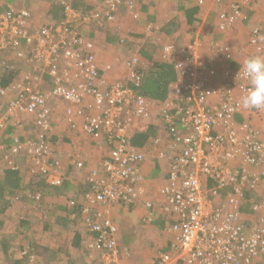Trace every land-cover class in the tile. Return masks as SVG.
<instances>
[{
  "label": "built area",
  "instance_id": "obj_1",
  "mask_svg": "<svg viewBox=\"0 0 264 264\" xmlns=\"http://www.w3.org/2000/svg\"><path fill=\"white\" fill-rule=\"evenodd\" d=\"M58 1L64 18L51 26L32 29L26 9L0 12L2 64L14 71L21 64L28 69L8 113L19 125L32 120L38 132L36 141L14 136L10 149L0 137V156L11 159L9 169L18 171L17 158L26 157L32 176L45 178L50 186L62 184L63 164L50 141L56 130L53 114L63 111L72 129L83 131L97 146L103 148L104 139L109 142V157L88 174L90 188L68 204L81 207L83 225L93 234L82 241L99 256V264L119 263L121 231L110 215L118 206L143 208L144 224L161 221L163 231L172 236L170 248L154 264H264V130L250 122L252 109L243 106L248 81L242 72L236 79L240 69L225 66L220 79L216 56L199 59L195 43L176 55L167 44L163 61L174 60L177 79L169 98L155 103L136 92L145 68L139 54L126 62V79L109 84L82 34L85 24L115 23L123 6L138 19L134 1L106 0L104 9L90 11L77 10L72 0ZM195 1L205 5V0ZM241 15L240 5L232 4L229 12L219 14L218 29L226 33ZM253 32L249 46L263 56L264 26ZM216 48L226 60L232 58L229 44ZM41 72L49 77L50 90L35 87ZM13 89L0 92L6 96ZM156 108L170 139L169 149L158 153L167 178L159 189L161 201L146 197L145 151L129 146L126 135L133 128L145 129L143 122ZM237 115L246 120L236 123ZM156 143L160 145V138ZM72 167L78 174L85 163L76 160ZM33 197L40 201L42 195Z\"/></svg>",
  "mask_w": 264,
  "mask_h": 264
},
{
  "label": "crops",
  "instance_id": "obj_2",
  "mask_svg": "<svg viewBox=\"0 0 264 264\" xmlns=\"http://www.w3.org/2000/svg\"><path fill=\"white\" fill-rule=\"evenodd\" d=\"M133 1L134 11L139 14L138 19H133L128 9L123 6L115 23L105 21L102 26L89 23L82 28L84 39L91 44L90 51L96 55L101 73L109 84L126 79V62L136 54L142 57L147 71L152 68L154 62L163 61L161 54L167 44H173L180 51L187 44L195 43L199 59L216 56L215 64L220 79L225 66L240 69L249 56L256 55L249 46V40L256 28L264 26V0H205L203 7H199L195 0ZM72 4L79 11H90L96 8L104 9L106 0H72ZM232 4L240 5L241 20L223 33L218 29V17L221 12H229ZM11 8L28 10L31 14L32 29L51 26L64 18L63 8L58 0H4L0 4V12ZM191 12L193 15H189ZM149 24H153V27L148 29L151 34L147 31ZM226 43L230 45L232 55V58L227 60L216 50L217 45ZM3 60L4 56L0 53V89L11 86L14 89L6 96L0 92V117L4 123V127L0 128V137L6 148L10 149L14 136L22 140L36 141L38 132L32 120L19 125L8 113L10 101L19 96V88L26 83L24 76L28 69L21 64L14 73L8 72L10 69L2 64ZM39 76L41 81L35 83V87L50 90L52 83L49 77L42 72ZM216 85L220 88L218 77ZM256 111L262 112L252 109L248 117L254 120ZM158 114L156 108L153 117L148 122H143L145 129L133 128L127 131L126 135L129 146L136 143L135 134H148L152 131L154 136L148 134L149 142L160 138L159 146H156V140L152 145L147 142L145 146L137 147L144 150L146 155L142 169L146 179V197L161 200L159 189L167 178L166 168L158 153L169 149L170 139ZM245 120L242 115L235 117L238 124ZM53 122L56 130L51 136L50 147L55 157L63 164V182L60 186H50L45 178L32 176L28 158H17L18 171L13 172L9 169L11 159H8L7 155L1 156L6 157L0 161L2 264H70L76 261L80 254L79 245L82 241L77 244V229L82 217L81 220L72 219L67 205L70 200L80 198L86 192L88 174L94 168H100L105 158L109 157V142L104 139L103 148L97 146L83 131L72 129L63 111L53 114ZM253 123L264 130V120L255 119ZM76 160L85 163V169L78 174L72 167ZM12 180L13 186L10 184ZM37 193L42 195L40 201L33 197ZM17 197L19 200L15 201ZM145 213L139 206L131 210L118 206L110 213L113 222L121 231L119 247L122 254L130 253L132 245L155 244L152 233L163 227L159 224L161 221H158L156 226L144 224ZM145 233L149 234L147 239ZM142 248L144 250L143 246ZM93 255L97 256L96 253Z\"/></svg>",
  "mask_w": 264,
  "mask_h": 264
},
{
  "label": "trees",
  "instance_id": "obj_3",
  "mask_svg": "<svg viewBox=\"0 0 264 264\" xmlns=\"http://www.w3.org/2000/svg\"><path fill=\"white\" fill-rule=\"evenodd\" d=\"M189 15H193V13L191 12V13H189ZM174 50H175V53H177V54L181 51V50L178 51L175 48V46H174ZM161 59L163 60L162 54H161ZM173 61L174 60H172V62H166V61L154 62L152 68L151 69L149 68L148 71L146 68L143 69L142 71L144 73V75H143L144 80L136 92H138V94L141 95L142 97L147 98V99H149L155 103L165 102L169 98L171 83H173L177 79V75H176V72L174 69ZM8 72L14 73L15 71L10 69ZM4 85H6V82L4 83ZM148 134L152 135V131H150ZM148 134H141V135L135 134L134 136H136V137H135L134 142H136V143H133L131 146L133 148H137L140 151H143L142 149L138 148L137 146L143 147L146 145L147 142H149V135ZM152 136H154V135H152ZM149 144H150V142H149ZM13 172H16V171H13ZM10 184L14 185V180L10 181ZM89 184L86 181V186H87L86 192L88 191V189L91 186V185L89 186ZM69 202H68V204H69ZM67 207H69V205H67ZM69 211H70L69 215L71 216L72 219L81 220L82 209L79 205H76L73 208L69 207ZM82 237L83 238H85V237L86 238H92L93 234L86 231L85 236H82ZM82 237L80 235L77 236V240H78L77 244H79L82 241V239H83ZM120 251H121V249H120ZM119 260H120V263L122 264L124 261L122 253H120V259ZM70 264H72V263H70Z\"/></svg>",
  "mask_w": 264,
  "mask_h": 264
},
{
  "label": "rangeland",
  "instance_id": "obj_4",
  "mask_svg": "<svg viewBox=\"0 0 264 264\" xmlns=\"http://www.w3.org/2000/svg\"><path fill=\"white\" fill-rule=\"evenodd\" d=\"M148 33H150V32H148ZM215 104H216V101H212L211 107H213ZM253 117H255V119L264 120V110H262L261 113L257 112L256 116L253 115ZM254 120H252V118H250V122H253ZM1 156H0V161L2 160L1 158L6 159L5 156H3V157H1ZM18 159L22 160V158H20V157H18ZM159 201H161V200H159ZM79 225L80 226L77 229V234H79L81 237L85 236L86 227L83 225V222H81V221H80ZM144 230H146V229H144ZM152 234H153L152 239L155 241V244L152 243V245H149V244L148 245H142L144 247V250H143L142 246L139 244L138 245H132L130 247L132 252L129 250L130 253L123 254V256H124L123 260L125 261V262L124 261L123 262L125 264H154V263H157L159 256H162L163 254H165L164 251H166L167 249L170 248L169 243L172 240V238H171L172 236H169L167 233H165L163 231V229H157ZM145 236L147 239L149 237V234L145 233ZM79 250H80V254L78 256V259L76 261L72 262V264H99V256H95V255L91 254V252H89L90 250L87 248V244L84 243L83 241L79 245ZM118 264H121L120 260H119Z\"/></svg>",
  "mask_w": 264,
  "mask_h": 264
},
{
  "label": "clouds",
  "instance_id": "obj_5",
  "mask_svg": "<svg viewBox=\"0 0 264 264\" xmlns=\"http://www.w3.org/2000/svg\"><path fill=\"white\" fill-rule=\"evenodd\" d=\"M241 72L248 81L247 92L242 98L243 106L248 109L264 110V56H249L240 67L237 80Z\"/></svg>",
  "mask_w": 264,
  "mask_h": 264
}]
</instances>
